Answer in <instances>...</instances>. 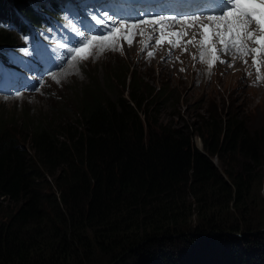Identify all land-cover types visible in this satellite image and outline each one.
I'll list each match as a JSON object with an SVG mask.
<instances>
[{
  "label": "trees",
  "instance_id": "1",
  "mask_svg": "<svg viewBox=\"0 0 264 264\" xmlns=\"http://www.w3.org/2000/svg\"><path fill=\"white\" fill-rule=\"evenodd\" d=\"M32 6L0 0L2 64H21L16 34L46 26ZM138 85L76 96L73 119L56 109L22 134L0 119V264H264V128L159 124Z\"/></svg>",
  "mask_w": 264,
  "mask_h": 264
},
{
  "label": "rangeland",
  "instance_id": "2",
  "mask_svg": "<svg viewBox=\"0 0 264 264\" xmlns=\"http://www.w3.org/2000/svg\"><path fill=\"white\" fill-rule=\"evenodd\" d=\"M47 1L43 0L42 5L47 6ZM55 1L76 8L80 0ZM86 1H88L87 6L91 8V0ZM29 2H34V6L37 5V0H29ZM15 39L19 48L33 58L35 46L32 45V41L26 36L16 35ZM141 39L135 38L129 46L137 45ZM173 39L176 38L173 37ZM187 39L189 38L186 35H182L177 46L170 48L171 52L163 59V62H154L148 66L147 62L133 63L130 56L113 55L103 59L95 58L96 50H94L88 60H78L77 66L61 74L59 83L52 82L48 85L45 83L42 87L39 81H35L37 73L34 69L24 72L18 69L15 63L10 67L0 66L2 69L0 70V119L12 122L8 126H15L13 129L20 131L21 134L23 128L30 130L39 123L43 125L51 121L56 123L60 117L58 113L55 114L56 109L65 112L73 119V108L70 105L78 102L76 96L84 94L93 96L91 93L104 91L109 94V91L118 95L121 93L125 96L127 88H130L127 85L132 78V80H141L142 85L137 86L140 96L149 91L155 95L152 99L154 101L151 100L150 104L155 108V113L159 112L157 117L159 124L170 127H191L197 124L191 127L196 129L202 118L205 124L207 121L204 119L212 115L218 122L234 117L235 119H232L241 121L246 126L244 129H247L250 134L262 131L264 128V78L257 83L258 87L255 90L246 88L238 80L239 74H229L227 64L224 65L217 60L209 67L211 55L205 51V55L201 58L200 39ZM116 43L119 48L123 46L122 41ZM190 45L194 48H187ZM3 50L8 52L10 49ZM218 56L220 59L223 58L222 60H229L227 53L219 50ZM196 58H201V62L194 63L193 59ZM17 69L19 75L16 74ZM124 72H127L128 76L121 77L124 82L122 86L120 78L117 77ZM24 75H30V77L24 79ZM34 83L35 86L31 87ZM103 85L106 89H101ZM148 99L150 97L146 100ZM28 117L32 121H28ZM61 119L65 122L63 117ZM193 144L195 149L221 173L217 159L203 153L200 140L196 136L193 137ZM262 191L264 195V181Z\"/></svg>",
  "mask_w": 264,
  "mask_h": 264
},
{
  "label": "snow or ice",
  "instance_id": "3",
  "mask_svg": "<svg viewBox=\"0 0 264 264\" xmlns=\"http://www.w3.org/2000/svg\"><path fill=\"white\" fill-rule=\"evenodd\" d=\"M221 5L216 8L215 12L204 16L203 13L198 15H184L177 16H160V17H145L135 22L118 21L114 22L110 31L105 35H93L90 38L84 36L77 29L79 35L83 38L78 47L69 49L71 58L70 64L76 61L88 60L92 55L94 48L100 47L103 50L109 46H115L116 42L123 38L129 44L132 43L131 37L135 34V30L144 26H159L160 37L157 44L167 42L174 47L177 46L179 38L187 33L180 31H167L165 21L172 20L175 23H182L188 28L199 26L200 30V46L201 58L205 55V51L209 52L211 59L209 60V67L219 60L218 49L213 43L214 37L218 38L219 44L222 46L219 51L230 53L234 50L240 56L252 55V63L257 71V80L261 77L260 72V58L264 56V0H221ZM104 16L108 20H112L107 13ZM202 17L207 19L209 23H200ZM97 23L103 25V21L93 17ZM253 25L255 28L253 29ZM167 31V35L165 32ZM142 34V33H141ZM176 38L175 40L172 38ZM251 41L256 45L254 48L248 47V42ZM190 42V41H189ZM152 55V53H149ZM221 63H227L220 60ZM247 63V61H244ZM232 65L229 64V67ZM183 70V69H181ZM55 79V77H53Z\"/></svg>",
  "mask_w": 264,
  "mask_h": 264
},
{
  "label": "bare ground",
  "instance_id": "4",
  "mask_svg": "<svg viewBox=\"0 0 264 264\" xmlns=\"http://www.w3.org/2000/svg\"><path fill=\"white\" fill-rule=\"evenodd\" d=\"M179 1L180 0H175V1H169V2H166V3H162V5L160 6V13H162V14L163 13L164 14H169V17L171 16V14L178 15L180 12H182V11H184L186 9V7L183 5V3L182 2H179ZM186 2H188V1H186ZM213 3H214V0H208V1H205V2L198 1V4H199L198 8H200V9H206L208 5H212ZM172 22H174V21H172ZM165 25H166V23H165ZM180 31L182 33L186 32L187 33L186 36L189 39H192V38H190L191 32H188L187 30H180ZM214 41H216V42H214ZM214 41H213V43L215 44V47L219 50V48L221 47V45L218 42V38H215L214 37ZM192 44H194V43H192ZM190 47L194 48L193 45H190L187 48H190ZM227 55H228L227 58L230 59V56H229L228 53H227ZM260 59L264 60V57H261ZM161 62H163V60ZM182 63H183V61H182ZM229 237H236V236H229Z\"/></svg>",
  "mask_w": 264,
  "mask_h": 264
},
{
  "label": "clouds",
  "instance_id": "5",
  "mask_svg": "<svg viewBox=\"0 0 264 264\" xmlns=\"http://www.w3.org/2000/svg\"><path fill=\"white\" fill-rule=\"evenodd\" d=\"M229 73H230V72H229ZM238 80H239L242 84H244L246 88L251 89V87L246 86V83H245L246 80H243V79L241 78L240 74H239ZM253 83H254V82H253ZM254 84H255V83H254Z\"/></svg>",
  "mask_w": 264,
  "mask_h": 264
},
{
  "label": "water",
  "instance_id": "6",
  "mask_svg": "<svg viewBox=\"0 0 264 264\" xmlns=\"http://www.w3.org/2000/svg\"><path fill=\"white\" fill-rule=\"evenodd\" d=\"M227 234V236H237L238 234H235V233H226Z\"/></svg>",
  "mask_w": 264,
  "mask_h": 264
}]
</instances>
